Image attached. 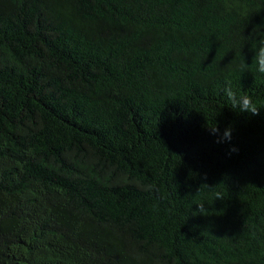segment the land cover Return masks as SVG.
I'll list each match as a JSON object with an SVG mask.
<instances>
[{
	"label": "trees",
	"instance_id": "1",
	"mask_svg": "<svg viewBox=\"0 0 264 264\" xmlns=\"http://www.w3.org/2000/svg\"><path fill=\"white\" fill-rule=\"evenodd\" d=\"M262 39L264 0H0V264H264Z\"/></svg>",
	"mask_w": 264,
	"mask_h": 264
},
{
	"label": "clouds",
	"instance_id": "2",
	"mask_svg": "<svg viewBox=\"0 0 264 264\" xmlns=\"http://www.w3.org/2000/svg\"><path fill=\"white\" fill-rule=\"evenodd\" d=\"M254 55L252 57V63L249 65L248 63L242 64L241 69L244 70L248 67L253 68L259 74L264 75V39L260 40L259 43L252 49ZM223 95L227 98L228 101L231 102L232 108L234 110H238L239 112H247L252 115L259 114V108L253 102V99L247 93L238 94L231 85V82H225V86L222 90ZM210 130L213 134L219 132L218 126L210 127ZM232 136V129L229 127L225 130L223 134V139L230 140ZM218 142H220L218 140ZM236 149H233L235 151ZM205 206H199V211L204 214Z\"/></svg>",
	"mask_w": 264,
	"mask_h": 264
}]
</instances>
